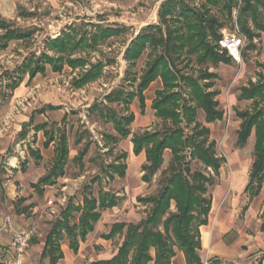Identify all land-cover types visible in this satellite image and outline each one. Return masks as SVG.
Returning <instances> with one entry per match:
<instances>
[{"label":"rangeland","instance_id":"obj_1","mask_svg":"<svg viewBox=\"0 0 264 264\" xmlns=\"http://www.w3.org/2000/svg\"><path fill=\"white\" fill-rule=\"evenodd\" d=\"M166 0H0V19H3L14 29L28 31V39H14L4 50H0V220L6 216L20 218L25 225L34 229L36 241L45 240L53 223L61 217V212L68 202L81 204L86 195L85 187L90 188L94 196L100 190L116 194L123 200L112 211H106L104 225L115 221L137 223L145 218L149 207L137 202L138 196L157 194L159 190V172L151 184L142 181V166L146 162L145 153L136 157L133 154L131 138L146 131L163 130L168 123L157 119L152 110V102L156 91L162 88L161 81L154 82L145 92L146 112L141 114L138 100L126 109L122 104L108 103L106 96L120 87L131 91L133 87L126 81L128 64L124 54L131 41L146 26L159 23V9ZM200 10L204 0H184ZM237 10V9H236ZM234 10V11H236ZM212 14L221 21H227L226 15L220 8H214ZM177 16V14H176ZM102 24L122 30L120 35L100 42L96 49L86 46L74 52V57H83L88 65L102 61L106 66L100 78L77 88L73 82L80 77L82 69H72L68 65L61 72L45 62L42 57L47 54L51 57L59 56L49 47L50 40L63 37L71 29H77L76 39L82 38L83 32H93L95 26ZM232 29L227 23L223 29ZM3 32L0 30V36ZM250 42L246 39L245 49ZM255 48L246 52L245 59L232 65L207 64L203 69L217 74L218 79L214 89L218 90L217 100L220 109L224 111V119L214 124H206L202 110L198 111L197 122L211 130L210 141L216 143V153L225 159L220 178L209 188V196L213 201L209 215V224L219 217L220 209L225 205L233 204L234 196L230 187L232 179L231 153H238L237 132L241 120L237 117L238 111L252 108L250 101L239 100L240 90L250 81L256 82L261 69L259 63H264V34L254 40ZM229 55V54H228ZM148 61V52L138 61L134 71L142 72ZM44 66L45 72H37L31 78V70L36 66ZM186 74L197 75L199 66L193 63L180 65ZM110 108L121 116L134 115L135 121L130 125L131 135L127 139L114 144L106 136H117L112 123L107 122L101 115V110ZM47 123L49 132L65 131L70 149L69 161L66 166V175L57 183L46 188L43 196L32 188L54 162V148L52 143L45 147L47 137L43 130L37 131V126ZM57 130L59 132H57ZM190 128L187 129L189 132ZM89 144V152L81 163L75 157L85 145ZM254 137L250 139L245 150L247 159L245 170L253 161ZM112 148L111 151L109 149ZM39 153L40 159L33 156ZM127 153L125 162L128 166L124 179L115 177L110 180L103 172L102 167L114 163L121 154ZM171 153L164 154L163 169L169 167ZM24 164H27L23 170ZM192 169L204 170L196 162ZM98 178V179H97ZM96 180V181H95ZM95 181V182H93ZM221 186V187H219ZM219 188L221 189L218 192ZM239 204L236 205V215L233 224L228 228L224 240L231 244L237 241L240 230L246 228V235L256 238L260 227V218L243 226L240 218L241 210L247 201L244 196H236ZM235 200V199H234ZM52 201L53 205L49 202ZM211 218V219H210ZM78 215L72 219L77 222ZM23 224V223H22ZM204 227V226H203ZM204 229L200 228L201 242L205 240ZM120 238L109 243L108 255L113 253L120 244ZM68 243L67 239L63 241ZM246 244H248L246 242ZM32 247V243L30 245ZM31 247L28 251L31 250ZM246 248V247H245ZM203 249V248H202ZM177 252H179L177 250ZM203 263L206 259L200 251ZM263 254L250 253L242 259L228 258L223 264H257Z\"/></svg>","mask_w":264,"mask_h":264},{"label":"trees","instance_id":"obj_2","mask_svg":"<svg viewBox=\"0 0 264 264\" xmlns=\"http://www.w3.org/2000/svg\"><path fill=\"white\" fill-rule=\"evenodd\" d=\"M214 8H220L227 21H221L213 15ZM236 9L241 33L250 42L242 53L245 59L246 52L255 48L254 40L264 34V0H204L200 10L184 0H166L159 9V23L144 27L127 47L124 54L128 64L125 79L133 90L120 87L107 95L106 101L122 104L128 109L133 101L138 100L141 114L144 115L145 92L160 80L162 88L156 91L151 108L157 119L170 126L132 136L133 154L140 156L145 153L146 157L142 166V181L151 184L161 172L160 188L155 195L137 197L138 203L149 207L145 218L137 223H115L108 234L101 236L105 240L121 237L122 243L113 258L92 264H172L177 250L183 253L186 264H203L200 256V228L209 224L212 209L209 188L215 185L216 177L226 161L217 155L216 143L210 141V128L196 120L199 110L203 111L206 124L222 121L225 114L217 100L219 92L214 89L218 76L202 67L207 64L215 67L233 64L232 57L220 50L219 40L227 23L234 26L233 13ZM0 30L3 32L0 36V50L6 49L14 39L24 40L31 36L28 31L12 28L3 19H0ZM121 33L122 30L118 28L98 24L93 32L84 31L82 38L77 40V29H71L63 37L49 42L50 49L59 56L44 54L42 57L56 72H61L65 65L83 70L88 60L74 57V52L83 46L96 49L100 42ZM146 52V66L137 74L134 69ZM183 63L186 66L196 63L200 67L198 74L184 73L180 67ZM105 66L102 61L91 64L73 84L82 88L95 81L102 76ZM258 67L261 69L258 80L250 81L242 87L239 95V100L250 101L252 108L236 113L241 120L237 145L243 148L250 137L253 134L255 136L254 160L246 188L251 196L260 193L264 182V63H259ZM37 72L44 73L45 67L37 65L36 69L31 70V78ZM100 113L107 122L113 124L117 134L106 136L108 141L118 144L131 135L129 127L135 121L134 115L121 116L110 108ZM48 126L44 123L36 128L37 131L45 132V147L48 148L52 143L56 145L52 167L38 182L32 184L40 196L44 195L46 188L54 186L66 175L70 155L65 131L56 135L49 132ZM89 148V144L85 145L74 160L81 163ZM167 151H170L172 158L169 167L164 170V154ZM33 156L40 159L39 153L33 152ZM127 157V153L121 154L114 163L104 165L102 172L110 180L116 176L125 178L128 166L121 161ZM193 162L201 164L204 170L193 171ZM26 166L24 164L22 169L25 170ZM85 190L82 203L68 202L46 237L42 256L48 258L50 264H59L64 257L61 246L65 239H68L69 247L78 252L80 243L95 230L102 212L118 207L123 200L108 191L100 190L96 197L88 186ZM75 215H78V220L72 222ZM262 218L261 229L264 232V213ZM210 264L223 262L214 259Z\"/></svg>","mask_w":264,"mask_h":264},{"label":"crops","instance_id":"obj_3","mask_svg":"<svg viewBox=\"0 0 264 264\" xmlns=\"http://www.w3.org/2000/svg\"><path fill=\"white\" fill-rule=\"evenodd\" d=\"M251 137L252 138L254 137V143H255L254 134ZM250 139L248 140V142L250 141ZM248 142L246 146L243 148H240L237 145L238 151H239L238 153H231L232 179H231L230 185L227 184V188L230 187L231 192L233 193V196L235 199V200L232 199L233 204L229 206L227 204L222 209H220L219 217L213 220V226L210 224V225L202 227L204 229L203 233H205V240L203 237V242H202L203 249L201 250V253L205 256L206 259H210L208 260L209 264L211 260H214V259H219L221 261H223L224 258L225 259H228V258L242 259L245 256L249 255L250 253L259 252L264 255V232L261 229V226L263 223L262 216L264 213V182H263V187L258 195L251 196L249 192H246L247 185L249 184V181H250V170H251V166L253 163L252 161L250 167L247 170H245L244 161L247 159V156L244 152L246 150ZM252 146H253V160H254V145ZM216 178H220V174ZM220 191L221 189L219 188L218 192ZM238 195L244 196L247 200L244 203L242 210H241V214H240V218L243 219L242 221L243 226L248 225L249 222L254 221L259 216L260 218L259 219L260 227H259V232H258L259 235H257L256 238L248 236L246 235V232L248 230L246 231V228H244L240 230L239 233L242 232L243 235L245 234V236H240V238L237 241H235L234 243L228 244L225 242L224 236L229 231L228 227L234 222L233 219L236 215V205L239 204L237 197H236ZM213 201L216 203L215 198L212 199V204H213ZM113 209H107L102 212V217L99 220V222L95 225V230L87 235L86 240L84 242L80 243L78 252H74L69 247V242L65 244H63L64 242H62L61 249L63 251L64 257L59 261V264H92V263H95L101 260L111 259L117 254L118 248L120 244L122 243V238L117 237L114 239L116 240L120 238L121 239L120 244L118 245V247H116L113 253L108 255L107 247L109 243H113L114 240H105L101 237L102 235L108 234L110 232L113 224L122 222V221H115V222H112V224H109L107 229L101 228V225H104L107 223L105 221L104 213L106 211H112ZM13 220L16 225L28 227L27 225L24 224L25 222L22 221L20 218H16V219L13 218ZM10 241H11V234L8 232L2 231L0 229V264H13L12 251L10 249ZM45 242H46V239L38 240V241H36L35 239H32V242H31L32 247L30 246L31 250L28 251L25 259L23 260L21 264H50L49 259L44 258L42 256ZM246 242L248 244H246ZM259 262L264 264V256L262 259L257 261V264ZM172 264H186L185 258L182 252L180 251L177 252L176 257L173 258L172 260Z\"/></svg>","mask_w":264,"mask_h":264},{"label":"built area","instance_id":"obj_4","mask_svg":"<svg viewBox=\"0 0 264 264\" xmlns=\"http://www.w3.org/2000/svg\"><path fill=\"white\" fill-rule=\"evenodd\" d=\"M237 18L238 10L233 13L234 26L232 29H222L219 46L221 51H226L235 62L240 63L246 37L241 33ZM49 204L53 205V202L50 201ZM0 229L11 234L10 249L13 264H21L30 248L35 233L34 229L16 225L11 216H6L0 221ZM204 264H209V262L206 261Z\"/></svg>","mask_w":264,"mask_h":264}]
</instances>
